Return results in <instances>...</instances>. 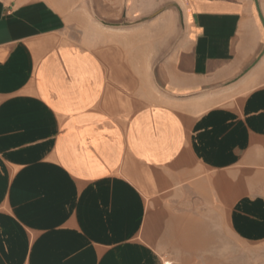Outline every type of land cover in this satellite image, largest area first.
Masks as SVG:
<instances>
[{"label":"crops","instance_id":"1","mask_svg":"<svg viewBox=\"0 0 264 264\" xmlns=\"http://www.w3.org/2000/svg\"><path fill=\"white\" fill-rule=\"evenodd\" d=\"M176 7L96 40L81 10L0 0V264H170L184 203L264 240V0ZM156 32L172 51L141 57Z\"/></svg>","mask_w":264,"mask_h":264},{"label":"rangeland","instance_id":"2","mask_svg":"<svg viewBox=\"0 0 264 264\" xmlns=\"http://www.w3.org/2000/svg\"><path fill=\"white\" fill-rule=\"evenodd\" d=\"M47 1L65 13L81 10L86 15L84 19L90 24L91 35L96 40L105 36L115 39V32L121 28L127 30L133 21L146 23L148 19L158 20L157 16L163 10L178 13L177 0H156V7L148 15L134 12L135 15L139 14L135 20L116 17L114 10H106L107 2L102 0ZM123 4L124 8L128 7L127 0ZM165 21L167 30L173 24L180 28L178 16L174 20L167 17ZM167 36L168 33L156 32V47L141 48L140 56H152L156 59L167 56L172 51L171 48L163 46L167 42L162 39ZM174 213L172 225L157 242V248L165 255L163 261L170 260V264H264V240L242 242L236 239L226 226L224 217L217 214L216 210L184 203L177 204Z\"/></svg>","mask_w":264,"mask_h":264}]
</instances>
